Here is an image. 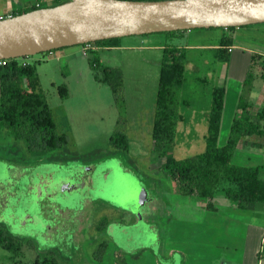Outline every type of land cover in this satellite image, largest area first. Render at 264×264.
I'll return each instance as SVG.
<instances>
[{
  "label": "rangeland",
  "instance_id": "obj_1",
  "mask_svg": "<svg viewBox=\"0 0 264 264\" xmlns=\"http://www.w3.org/2000/svg\"><path fill=\"white\" fill-rule=\"evenodd\" d=\"M35 1L49 0H0V15ZM254 25L259 26L261 33L239 29L232 35L236 47L243 45L254 51L258 47L264 51V23ZM190 30L201 32L197 40L207 47L194 50L196 59L192 64H184L177 106L182 120L176 124L174 139L164 154L151 145L150 137L162 57L159 44L164 35L161 32L117 37L118 47L89 51V46L78 44L53 49V55L45 51L16 58L33 66L37 90L44 95L55 129L65 135L66 143L47 151L29 150L22 139L13 138L5 129H0V156L3 157L0 159V223L13 239L21 241L17 252L0 247V264H33L34 261V264H91L99 258L107 260L110 246L105 239L111 234L106 230L108 223H120L122 217L140 220L145 216L148 219L151 215L158 216L154 221L158 223L160 236L164 237L161 226L165 223H161L160 215L151 212L149 206L158 204L160 208L161 203L166 202L164 194L177 189L170 188L176 181L171 182L163 175L159 163H163L166 155L181 159L204 149L207 121L200 123V114L209 108L211 89L226 82L219 74L223 64L214 56L218 42L213 34L221 32L222 28ZM166 42L173 44V40ZM259 63L264 65V57ZM105 67L120 72L116 96L101 79ZM57 86L64 88V96L58 94ZM245 93L246 87L242 94ZM116 132L126 136V151L110 145L108 137ZM43 159L63 164H50L53 177L47 193L53 192V195H44L42 200L45 208L52 209L50 222L40 218L36 199L30 198L33 190L24 195L23 186L29 182L33 189L36 184L34 175L22 176L10 166ZM94 163L97 169L91 176L93 189L84 187L76 192H65L64 183L72 184L77 177L81 179L85 169ZM120 166L128 168L131 174L123 173ZM101 169L113 173L111 180L101 179ZM228 185L226 181L219 183L212 200L215 205L229 201L219 192L220 187ZM174 192L169 193V198H181ZM52 204H57V208L53 209ZM76 214H81L80 231L75 230ZM48 222L57 228L47 230ZM114 230L111 235L123 249H135V258L143 256L144 251L139 247L155 250V235L140 221Z\"/></svg>",
  "mask_w": 264,
  "mask_h": 264
},
{
  "label": "crops",
  "instance_id": "obj_2",
  "mask_svg": "<svg viewBox=\"0 0 264 264\" xmlns=\"http://www.w3.org/2000/svg\"><path fill=\"white\" fill-rule=\"evenodd\" d=\"M258 27L257 25L251 24L235 27L232 30H223L222 28L221 32H217L213 35L218 42L220 36L225 35L231 36L232 38V35L237 33L239 29H246V31L250 33H261L258 31ZM200 33L201 32L195 33L191 32V30H186V32L174 33V35L169 38L163 36V41H160L159 45L161 47L167 40H173L175 46L181 47L184 50V64H192L194 59H196L194 50L207 47V45L199 43L197 40L198 37L196 36ZM231 40L232 42L225 47L228 54L227 59L225 61H218L220 64H223V68H219V74H221V77H224V79L226 78V82H223L225 87L223 86L216 145L224 143L232 118L240 113L237 108L238 95L240 93L242 94L244 87H246V93L244 94L245 96H243L247 103L244 110L246 113L244 117L255 114L260 107L264 106V65L259 63V59L264 57V51L260 50L258 47L255 51L243 45H237L238 47H236L233 44V39ZM119 41L118 39L116 47L120 44ZM213 48L215 49V47ZM52 53H54V51L48 52L49 55H53ZM247 73L251 75L250 82L247 86H244L242 82ZM207 112L208 109H205V111L200 114V123L202 120H206ZM181 118L182 117L178 114L176 124L181 122ZM53 121L55 123V120ZM198 122L195 123V126ZM136 146L139 148L138 145ZM0 159H3V157ZM232 162L241 166L261 165L264 167V135L253 134L241 137L236 144ZM50 164H61V162L56 163L49 159H43L17 165L10 164V166L17 170L22 176L27 175V177H31L32 175L33 177L34 175L33 179L36 184L33 186V189H30L29 182L27 186H23L25 188L24 195L33 190V194L29 196L33 200L36 199L35 203L38 205L40 218L45 221L49 220V222V211L52 209L45 208L42 200L45 196L50 197L53 195V192L50 194L47 193V191L50 190L48 188H50L51 178L53 177ZM161 165L162 162L161 164L159 163L160 167ZM120 168L123 173L131 174L128 168L123 166H120ZM96 169V164L94 163L90 168L85 169L81 179L77 177L72 184H69V182L64 183V186L67 187L65 192H76L78 189H83L84 187L91 191L93 189V180L91 176ZM102 170L103 169L100 170V173L103 172L100 175L101 179L111 180L113 173L109 174L110 171ZM162 173H165L163 175L169 181H176L164 170ZM108 175L109 178L107 179ZM259 177L264 179V169L259 171ZM174 183L175 186H170V188L173 187L177 190L176 192L170 190L164 194L166 198L164 205L161 203L160 208H158V204L154 205L151 203L149 206L151 212L160 215L162 219L161 223H165L161 226L164 237L160 236L158 223L154 221V219L157 220L156 217H159H154L153 215H151L149 219L148 216H145L144 219L140 220L136 217H133L132 220L122 217L120 218V223L114 224L110 222L106 229L108 233L112 234L115 231L114 228L120 229L128 223L135 224L140 221L141 224L148 227V232L150 231L155 235L157 242L155 250L145 246L139 247L144 251L143 256L141 259L135 258L133 257L135 249H133V251L130 249H123L120 247L119 241L109 234L111 236L108 235L105 240L110 246L108 253L110 255L107 260L106 258H99L98 261L94 262L95 264H136V262H138V264L264 263V260L258 256L260 247L262 243H264V202H257L247 207H238L235 202L229 200L217 205L213 203L214 209H205L200 199L192 195L183 194L180 189H178V184L176 182ZM34 190H36V192ZM173 192L177 194V197L180 196L181 198H169V193L172 194ZM52 205L53 209L57 208V204ZM158 210L160 211L157 212ZM60 213H62V211H60ZM75 218L77 220L75 230L80 231L81 214H78ZM125 220H127L126 223ZM49 222V226L46 228L47 230H50V227H52ZM52 228L56 229L57 225ZM119 232L123 233V231Z\"/></svg>",
  "mask_w": 264,
  "mask_h": 264
},
{
  "label": "trees",
  "instance_id": "obj_3",
  "mask_svg": "<svg viewBox=\"0 0 264 264\" xmlns=\"http://www.w3.org/2000/svg\"><path fill=\"white\" fill-rule=\"evenodd\" d=\"M66 1L68 0L35 1L30 5L15 7L9 13L0 16L4 18L6 15L12 16ZM233 28L235 27L223 29L232 30ZM177 32L181 30L161 33L169 38ZM231 39V36L219 37L215 52L216 59L220 61L227 59L225 47L232 42ZM117 41L118 38L115 37L84 43L81 46H89V51H95L98 48L115 46ZM161 51L150 137L153 147L164 154L167 145L172 143L175 135L178 119V92L185 57L183 48L167 44V42L161 45ZM2 61L3 63L0 61V129H5L13 138L22 139L29 150L47 151L64 145L66 137L56 131L46 99L37 90V77L33 66L24 61L18 62L16 58L2 59ZM102 72L101 79L108 84L112 94L116 96L120 72L106 67L102 69ZM250 77L251 75L247 73L242 82L244 86L249 84ZM57 92L60 96L65 95V90L61 86H57ZM210 96L204 149L194 156L181 159H173L166 155L161 169L176 180L183 194L200 199L205 209H214L212 199L221 181H226L229 185L220 187L219 192L235 202L238 207L264 202V179L259 177V171L264 167L241 166L232 162L236 144L241 137L253 134L264 135V106L260 107L255 114L244 117L247 103L243 94L240 93L237 102L240 113L232 118L224 143L216 145L223 87H213ZM108 141L114 149L127 150L126 136L121 133L111 134ZM20 245L21 241L13 239L0 223V247L17 252ZM261 247L262 250L258 256L264 252V243Z\"/></svg>",
  "mask_w": 264,
  "mask_h": 264
},
{
  "label": "water",
  "instance_id": "obj_4",
  "mask_svg": "<svg viewBox=\"0 0 264 264\" xmlns=\"http://www.w3.org/2000/svg\"><path fill=\"white\" fill-rule=\"evenodd\" d=\"M264 23V0H68L0 19V60L154 32Z\"/></svg>",
  "mask_w": 264,
  "mask_h": 264
},
{
  "label": "built area",
  "instance_id": "obj_5",
  "mask_svg": "<svg viewBox=\"0 0 264 264\" xmlns=\"http://www.w3.org/2000/svg\"><path fill=\"white\" fill-rule=\"evenodd\" d=\"M35 5L37 6V4H35ZM8 16H10V15H6L5 17H8ZM1 18H2V16H0V19ZM228 50H229V48H228ZM0 61H1V63H3L2 59ZM261 250H262V247H260V252H261ZM260 257H261V259L264 260V252L262 253V255Z\"/></svg>",
  "mask_w": 264,
  "mask_h": 264
},
{
  "label": "bare ground",
  "instance_id": "obj_6",
  "mask_svg": "<svg viewBox=\"0 0 264 264\" xmlns=\"http://www.w3.org/2000/svg\"><path fill=\"white\" fill-rule=\"evenodd\" d=\"M86 1H89V0H74V3H82V2H86Z\"/></svg>",
  "mask_w": 264,
  "mask_h": 264
}]
</instances>
